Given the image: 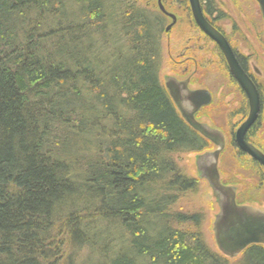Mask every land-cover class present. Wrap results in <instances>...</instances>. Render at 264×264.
<instances>
[{
  "label": "trees",
  "instance_id": "trees-1",
  "mask_svg": "<svg viewBox=\"0 0 264 264\" xmlns=\"http://www.w3.org/2000/svg\"><path fill=\"white\" fill-rule=\"evenodd\" d=\"M163 26L131 0H0V264H228L175 208L197 184L175 155L205 143L160 81Z\"/></svg>",
  "mask_w": 264,
  "mask_h": 264
},
{
  "label": "flooded vegetation",
  "instance_id": "flooded-vegetation-1",
  "mask_svg": "<svg viewBox=\"0 0 264 264\" xmlns=\"http://www.w3.org/2000/svg\"><path fill=\"white\" fill-rule=\"evenodd\" d=\"M156 1V12H159L162 15L164 23L161 38H163L164 35L168 37V32L171 31L176 23V16L167 11L161 0ZM159 4L162 10L159 8ZM182 4H187L186 7L190 13L191 22H193V25L196 30L200 32L199 34L201 36L200 39L198 38L197 43L185 46L182 53H180L181 60H179L177 64L183 66L181 68L182 78H170L175 81L183 82L184 89L182 90L181 95L187 110V118L199 124L205 132L204 135L203 133L196 131L191 124L182 118L180 111H178V114L183 121L186 122L187 126L193 130V132H196L203 143H205L203 150L194 152L196 156L194 161L196 163V171L199 170L198 168L200 166L197 163V157L203 155V153H210L214 156V151H216L215 167L220 186L225 189L233 188L236 205L242 203L247 205L246 201H249V198L245 197L242 192H237L236 188H238L239 185L240 187L264 185V167L260 162H257L240 148L238 139L244 143L247 142L254 149L264 154V60L258 62V65L255 62L258 60L255 56L252 60L250 54L239 53L234 48L232 42H229L226 33L216 24V22L223 18L224 15L219 9H216L214 0L210 1V3H208V1L206 2V0H199L200 10H202V15L205 21L209 22L217 32L222 34L234 55L236 64L242 73L246 75L254 88H256L259 96L260 108L256 115V119L246 128V131L242 134L241 138H239L240 134L238 133V128L245 122L250 111L249 98L242 86L238 83L236 77L231 73L229 65L219 49L218 44L196 26V23L192 18V12L190 11L189 1L182 0ZM166 19H170L169 23H165L164 20ZM262 24L264 30L263 19ZM202 41L204 43H212L210 49L216 53L215 57L207 58L203 54H198V51H201L200 53L204 52L205 47ZM210 66L215 67L214 69L218 72L219 83L215 85V91L212 87H208V85L205 84V79L208 78L206 70H208ZM200 77L202 78L201 81H199ZM194 84H197L198 86L193 87ZM169 89L170 99L178 100L180 94L179 90L174 89L173 87H169ZM176 91L178 93H176ZM203 92H206L204 96ZM200 93L203 96L202 99ZM226 97H231V101L229 102L230 105L227 106H225ZM225 155H228L231 161V169L234 172L232 175L231 172L226 175L222 174L221 163L224 160ZM209 164L210 163H205L202 165L201 163V166H203L202 172L205 170L209 171V169L212 168ZM240 169H243L242 172L247 174V178H244L243 174L238 172Z\"/></svg>",
  "mask_w": 264,
  "mask_h": 264
},
{
  "label": "rangeland",
  "instance_id": "rangeland-1",
  "mask_svg": "<svg viewBox=\"0 0 264 264\" xmlns=\"http://www.w3.org/2000/svg\"><path fill=\"white\" fill-rule=\"evenodd\" d=\"M139 7H145L150 11H157L156 0H131ZM168 12L175 15V25L171 31L168 32L169 36L164 35L161 38V69L159 72V78L164 86L166 81L170 77L181 79L182 73L180 64H177L180 58V53L184 50L185 46L197 43L200 39V32L196 30L193 22H191L190 13L187 10V4H182V0H161ZM216 9L220 10L224 15L223 18L216 22L227 35L229 42H232L234 48L243 54H250L255 56L258 62L264 60V30L260 14V9L254 0H214ZM165 23H169L170 19L164 20ZM205 57H215L216 53L211 50L212 43L203 42ZM206 44V45H205ZM194 45V44H193ZM197 55V54H196ZM202 56V55H200ZM177 64V65H176ZM215 67L210 66L206 70L208 78H206V85L216 90L215 85L219 83L218 72ZM199 77V76H197ZM202 78H199L201 81ZM198 81V82H199ZM193 86V85H192ZM198 86L194 84L193 87ZM231 97H226L225 106L230 105ZM204 119V118H202ZM206 120V119H205ZM195 154H181L175 155L176 165L179 167L181 173L190 178H196V189L193 192H187L181 195L179 202L175 205L176 209L181 211L199 212L202 217L201 231L206 244L210 250L214 253H220L217 249L216 242L214 241L213 224L215 217L219 212L217 199L214 197L212 188L209 186L206 178H202L196 171ZM195 163V164H194ZM222 174H234L232 171V164L228 155L224 157L222 161ZM240 169L238 172L243 174L244 178H247V174ZM236 174V173H235ZM249 179V178H248ZM237 192H242L243 195L249 198L246 204H240L245 206L254 207L264 210V185L249 186L236 188ZM221 254V253H220ZM239 255L226 258L228 264H238Z\"/></svg>",
  "mask_w": 264,
  "mask_h": 264
},
{
  "label": "water",
  "instance_id": "water-1",
  "mask_svg": "<svg viewBox=\"0 0 264 264\" xmlns=\"http://www.w3.org/2000/svg\"><path fill=\"white\" fill-rule=\"evenodd\" d=\"M190 5V11L192 12L193 21L196 26L209 35L215 43L218 44L219 49L224 55L227 64L229 65L231 73L236 77L238 83L244 89L247 97L249 98V114L245 122L238 128L239 138L246 131V128L256 119V115L259 111V96L256 88L250 83L246 75L242 73L240 68L235 62L234 55L230 50L228 43L220 32H217L213 26L205 21L202 10H200L199 0H188ZM260 9V14L264 22V0H255ZM159 8L162 10L160 4ZM169 87L179 90V99L173 100L175 108L180 111L182 118L191 124L196 131L205 135L203 128L193 120L187 118V110L185 108L184 100L181 95L184 89L183 82L175 81L169 78L164 85V88L170 92ZM176 93H178L176 91ZM206 92H203V96ZM203 96L200 93L201 99ZM173 98V97H172ZM239 141L240 148L248 153L257 162H260L264 167V154L254 149L247 142ZM216 151L213 154L203 153V155L197 157V163L201 166L205 163L212 167L209 171L202 172V167L199 166V175L202 178H206L209 186L212 188L214 197L217 199L219 212L215 217L213 224L214 241L218 251L226 258H232L240 254L241 251L251 246L252 244H258L264 246V210H260L254 207H248L244 205H236L233 188H227L220 186L218 182V175L216 171ZM206 168V167H205ZM221 188V189H220Z\"/></svg>",
  "mask_w": 264,
  "mask_h": 264
},
{
  "label": "bare ground",
  "instance_id": "bare-ground-1",
  "mask_svg": "<svg viewBox=\"0 0 264 264\" xmlns=\"http://www.w3.org/2000/svg\"><path fill=\"white\" fill-rule=\"evenodd\" d=\"M240 254H241V252H240ZM240 254H239V255H240Z\"/></svg>",
  "mask_w": 264,
  "mask_h": 264
}]
</instances>
